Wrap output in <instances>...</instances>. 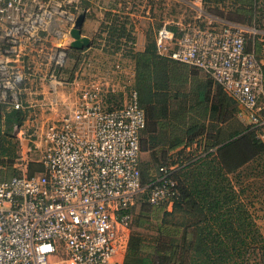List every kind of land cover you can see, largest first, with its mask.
Segmentation results:
<instances>
[{"label": "built area", "instance_id": "built-area-1", "mask_svg": "<svg viewBox=\"0 0 264 264\" xmlns=\"http://www.w3.org/2000/svg\"><path fill=\"white\" fill-rule=\"evenodd\" d=\"M76 1L0 0V105L26 112L13 130L20 174L9 177L0 166V264H53L59 255L67 264H112L128 250L136 201L147 194L150 204L172 207L176 195V167L161 168L153 186L143 185L147 118L136 89L122 85V54L106 71L86 53L74 67L68 51L81 15ZM157 1L130 0L129 14L112 15L127 16L132 26L144 6L151 21ZM198 3L189 18L157 28V53L208 74L264 141V68L248 50L259 30L210 17ZM133 34L128 48L143 52ZM99 45L104 56L105 40ZM36 92L30 103L27 95ZM34 152L44 172L29 177Z\"/></svg>", "mask_w": 264, "mask_h": 264}, {"label": "trees", "instance_id": "trees-1", "mask_svg": "<svg viewBox=\"0 0 264 264\" xmlns=\"http://www.w3.org/2000/svg\"><path fill=\"white\" fill-rule=\"evenodd\" d=\"M229 6L225 7L231 10L229 17L220 19L264 29V0H233ZM109 19L101 30L106 33L103 52L110 56L121 53L122 58L134 61L133 87L146 113L141 151L149 161L141 163L143 185L153 186L161 168H177L170 176L176 192L172 210L167 209L169 201L150 204L147 194L136 201V214L134 206L131 208V234L123 264H249L252 256L264 264V236L245 200L256 192H248L250 184L242 186L237 180L245 167L258 163L261 168L254 170H262L264 181V141L257 130L237 118L236 103L212 79L207 80V74L159 56L155 38H147L143 52L133 53L127 43L136 38L127 16L109 14ZM68 53L77 68L81 51L70 49ZM176 84L185 92L173 96ZM181 99L195 105L186 110L183 103L181 108ZM6 110L3 106L0 113L1 139L13 135L9 126L13 131L26 118L25 111ZM196 110L201 111L197 117ZM13 138L9 148L16 160L10 164L15 168L19 154ZM200 149L203 158H198ZM43 172L38 160L29 162V177ZM19 174L18 170L11 176Z\"/></svg>", "mask_w": 264, "mask_h": 264}, {"label": "rangeland", "instance_id": "rangeland-1", "mask_svg": "<svg viewBox=\"0 0 264 264\" xmlns=\"http://www.w3.org/2000/svg\"><path fill=\"white\" fill-rule=\"evenodd\" d=\"M201 1H202V8L208 16L215 17V18H219L221 16L229 17L230 12H231V10H229L230 9L229 5L231 4V2L233 0H224L225 3H223L221 5L218 3V2H220V0H201ZM157 2L158 3L156 6V9L154 10V15L150 17L151 21L150 20L148 21V19H144V22L149 23V26H150L148 31H147L148 33H147V37H146V38H148V41L154 40L155 32H156L157 28L160 27L161 25H163V23H165V22L172 23V22H177L180 20L187 19L191 16V13H194L195 5H197V6L200 5L198 3V0H158ZM216 3H217V5H216ZM226 6L229 9L225 8ZM213 7L215 8V11H212L210 9ZM138 10H140V11H136V14L139 16L140 15L139 13L141 12V8H138ZM146 10H147V8H146ZM228 13H229V15H228ZM251 38L252 37L250 36V38L248 40V48L251 45V41H250ZM141 43L142 44L145 43V45H146L147 42H144V43L141 42ZM249 43H250V45H249ZM90 56H91L90 57L91 59H94L93 60L94 66L101 68V70H100L101 72H102V70L106 71L108 66H110L113 63V58H111L109 55L104 58L103 55H100V54L96 53L95 51L94 52L92 51V52H90ZM122 59H123L122 61L125 62V68L127 70V75L124 78H122V85H126L127 90H128L129 85L133 86L134 82H135L134 81L135 80V65H134V61L130 57H123ZM80 64H81V62H80ZM71 65H72V63H71ZM172 65L175 66V64H173V63H172ZM97 69L98 68H95L94 70L96 71ZM189 69L195 71L194 69H191V68H189ZM196 72H197V70H196ZM209 77L210 76L208 75L207 80H211V77L210 78ZM183 88L184 87H181L180 85L176 84L175 87L172 89L173 92L171 94L173 96H175V92H177V91L184 93L185 90ZM123 96L124 95L121 94L119 99L121 100V98H123ZM180 101L182 102V103H180V107L183 108L184 105L186 104V110H189L190 107L195 105V103H193V102L192 103H190V102L188 103V101L184 102L183 99H181ZM183 103H184V105H183ZM2 110H3V106L0 105V113L2 112ZM175 113H176V111H175ZM199 114H201V111H198V110H196L194 113V115L196 117L199 116ZM4 116H5V114H4ZM3 119H4V117L1 120H3ZM11 126H9L10 127V132H9L10 134L13 133ZM9 136L11 138L10 137L9 138L7 137V139H1L0 138V166L5 167L7 175L9 177H11V175H14L18 171L16 169H19V168H18V165H16V167H15L16 169H15L13 167L14 165L11 166V164H10L12 162V160L15 159V153L12 152V150L9 148L10 147L9 145H10V143L12 145V139L14 140L13 137H15V136L14 135H9ZM28 157H29V155H28ZM40 157H41L40 153L34 152L31 155V157L29 158V160L30 161L39 160ZM3 160H6V162L5 163L2 162ZM147 160L149 161V156L147 154H143L142 155L143 164ZM263 160H262V162H263ZM1 163H3V164L1 165ZM143 164H142V168L144 166ZM255 167L261 168L260 164L252 163L248 167H245L241 171V176L238 177L237 180H239V184H241L242 186H244L245 184H248V183L250 184L249 185L250 189L248 192H253V191L256 192L254 197L250 196L249 199L245 198V200L249 202L248 205L251 206V210L256 217L257 224L260 227L261 232L264 236V194H263L264 191L262 190V185H263L262 182H264V181H263V178H261L262 170L259 169L258 173H257V171L255 172V170H254ZM247 168H248V170H247ZM247 179L249 181H247ZM251 200L253 201L254 204H252ZM138 211H139V205L135 204L133 212L136 214ZM130 234H131V230H130ZM150 241L151 240L148 238V241L146 242L147 247L150 246ZM58 261H63V262H65V264H67L65 255H61V256L59 255V256H55V257L51 258L52 263L58 262ZM249 264H259L258 257L252 256L251 260L249 261Z\"/></svg>", "mask_w": 264, "mask_h": 264}, {"label": "crops", "instance_id": "crops-1", "mask_svg": "<svg viewBox=\"0 0 264 264\" xmlns=\"http://www.w3.org/2000/svg\"><path fill=\"white\" fill-rule=\"evenodd\" d=\"M130 0H77L76 3L78 4V8L80 10V14H85L86 19L82 28L83 36L89 38L92 42V47L90 49H85L81 51V55L83 53L90 54V52H96L100 55L102 53L96 49V44H98L102 38L106 37V34L102 33V26L109 24V14L112 13H123L129 14V7L131 4ZM145 4V2L143 1ZM141 8L140 15L138 16L136 13L132 16V26L133 29L136 31L137 39L140 42H146L147 38V31L149 29V23H145L143 16V9L144 6L139 7ZM136 11H140L136 9ZM149 21V20H148ZM145 23V24H144ZM101 36V37H100ZM251 45L248 48L250 52H254L258 59L262 62L264 68V29H259V32L256 36H252L251 38ZM108 55L104 54V58ZM110 56V55H109ZM113 57L112 55L110 56ZM123 60V59H122ZM73 61V60H72ZM125 63V62H124ZM47 91L45 88L44 92ZM42 93V92H41ZM30 103L33 102L35 98H37V92L33 97V94L27 95ZM143 155V154H142ZM169 211L172 210V207L167 208ZM127 253V252H126ZM126 254H122L117 256L112 264H123ZM54 262L53 264H55ZM60 264H65L62 261Z\"/></svg>", "mask_w": 264, "mask_h": 264}, {"label": "water", "instance_id": "water-1", "mask_svg": "<svg viewBox=\"0 0 264 264\" xmlns=\"http://www.w3.org/2000/svg\"><path fill=\"white\" fill-rule=\"evenodd\" d=\"M86 19L85 14H81L75 24V27L71 31L72 42L70 48L83 51L85 49H90L92 47V42L89 38L83 36L82 28Z\"/></svg>", "mask_w": 264, "mask_h": 264}]
</instances>
